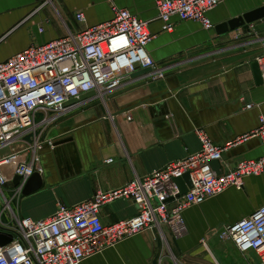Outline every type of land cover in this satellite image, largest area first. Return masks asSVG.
Wrapping results in <instances>:
<instances>
[{"label": "crops", "instance_id": "1", "mask_svg": "<svg viewBox=\"0 0 264 264\" xmlns=\"http://www.w3.org/2000/svg\"><path fill=\"white\" fill-rule=\"evenodd\" d=\"M157 2L113 4L148 22L153 39L147 50L165 77L154 79V70L131 75L116 91L80 100L49 126L41 139L51 140L53 146L45 144L39 150L41 181L28 179L17 198L14 182L5 189L18 217L47 218L59 204L86 201L99 191L120 188L197 153L201 149L197 131L224 145L258 128L264 115V88L257 84L253 65L261 53L264 18L251 24L242 18L264 7V0H224L208 14L212 30L174 17L171 32L164 31L158 19ZM79 11L85 14L84 23L77 21ZM112 18L108 0H0V62L33 44ZM235 19L239 20L235 29L218 32ZM248 104L253 108L246 109ZM261 157L264 144L252 139L225 153L223 166L234 168L243 159ZM263 205L264 175L249 177L244 190L232 187L189 208L183 236L154 228L81 264H258L254 252L241 253L219 234ZM4 209L1 202L0 211ZM137 210L130 201H118L103 208L101 221L114 224L136 216ZM4 220L9 221L8 211Z\"/></svg>", "mask_w": 264, "mask_h": 264}, {"label": "built area", "instance_id": "2", "mask_svg": "<svg viewBox=\"0 0 264 264\" xmlns=\"http://www.w3.org/2000/svg\"><path fill=\"white\" fill-rule=\"evenodd\" d=\"M108 1L112 4L111 20L45 44H33L0 62V205H5L0 211V232L13 237L12 242L0 247V264H81L154 228H167L181 237L188 229L184 214L189 208L232 187L244 190L246 178L264 175V157L243 159L234 168L223 166L228 151L252 139L264 144L262 115L258 128L224 145L197 131L199 152L120 188L99 191L86 201L59 204L47 218H21L12 211L5 194L7 185L20 177L15 188L17 198L28 179L44 173L39 150L45 144L53 146V142L42 141V133L75 105L68 106L70 102L89 92L102 96L116 91L138 70L150 68L156 71L154 79L165 77L147 50L153 39L148 22L119 9L114 0ZM223 1L158 0V19L166 32L174 29V17L199 22L212 30L208 14ZM76 18L84 23V12L79 11ZM256 62L264 88V39ZM252 108L246 105V109ZM212 161L221 162L222 175L213 170ZM186 174L192 187L181 196L175 179ZM118 201L135 204L136 216L103 224V208ZM7 211L8 222L4 220ZM219 235L224 241H232L243 254L254 252L258 264H264V205L226 226Z\"/></svg>", "mask_w": 264, "mask_h": 264}, {"label": "water", "instance_id": "3", "mask_svg": "<svg viewBox=\"0 0 264 264\" xmlns=\"http://www.w3.org/2000/svg\"><path fill=\"white\" fill-rule=\"evenodd\" d=\"M263 18H264V7L259 8V9L255 10V11H252V12L244 15L242 20H243V22H245L247 24H251V23H253V22L257 21V20L263 19ZM238 22H239L238 19L230 21V23H228V25H226L224 27L223 26L220 27L218 29L219 30L218 32L222 33V32L228 31L229 28L231 30L235 29V27L237 26ZM253 70H254V74H255V78H256L257 84L263 86L262 73L260 71V67H259L258 63L253 65ZM150 72H152V69H150V68L149 69H144V70L139 71L138 73L132 74V77H135L136 74L139 75V74H146V73H150ZM95 94H96L95 92L86 93L83 96H81L79 99L70 102L68 104V106L73 105V104H77L80 100L88 99L91 96H94ZM211 167L213 168V170L215 172H217V174L219 176L222 175V173L224 171V168H223V166H222L220 161H212L211 162ZM33 179H35L36 181L37 180L41 181V175L35 174V175H33L31 177V180H33ZM19 182H20V177H16L15 180H14V183L16 185H18ZM175 183H176V185L179 188L181 196L185 195L188 192V189L192 187V182H191V178H190L189 174L184 175L182 178L175 179ZM24 193L28 194V192H26V191ZM12 240H13L12 235L0 232V247L6 246L10 242H12Z\"/></svg>", "mask_w": 264, "mask_h": 264}, {"label": "rangeland", "instance_id": "4", "mask_svg": "<svg viewBox=\"0 0 264 264\" xmlns=\"http://www.w3.org/2000/svg\"><path fill=\"white\" fill-rule=\"evenodd\" d=\"M247 195H249V192H248V190H247ZM249 197H251V198L253 199V196L249 195Z\"/></svg>", "mask_w": 264, "mask_h": 264}, {"label": "bare ground", "instance_id": "5", "mask_svg": "<svg viewBox=\"0 0 264 264\" xmlns=\"http://www.w3.org/2000/svg\"><path fill=\"white\" fill-rule=\"evenodd\" d=\"M262 176V175H261ZM260 177V176H259Z\"/></svg>", "mask_w": 264, "mask_h": 264}]
</instances>
